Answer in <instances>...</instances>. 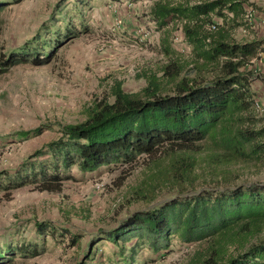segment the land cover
<instances>
[{
    "label": "rangeland",
    "instance_id": "374dc122",
    "mask_svg": "<svg viewBox=\"0 0 264 264\" xmlns=\"http://www.w3.org/2000/svg\"><path fill=\"white\" fill-rule=\"evenodd\" d=\"M155 1L185 5L201 0H0V50L28 54L27 61L0 74V264H191L219 242L226 259L264 244V228L247 237L243 247L226 235L196 242L173 236L169 247L159 251L136 237L124 248L104 239L133 212L178 195L264 183V113L254 103L264 102V74L254 63L264 50L242 68L251 72L252 103L236 123L260 132L242 155L208 160L205 156L216 150L203 141L189 181H175L167 173L169 157L161 154L139 155L131 163H111L91 172L74 164L56 191L40 190L35 182L6 185L29 162L49 158L32 154L59 137V124L84 120L93 100L112 101L113 82L136 92L167 64H194L185 20L169 16L159 25L150 13ZM243 7L229 26L232 38L264 40V1L246 0ZM224 12L232 18V12ZM211 22L228 25L217 15ZM206 28L214 30L210 24ZM34 57L43 61L32 63ZM212 71L209 67L202 74L208 77ZM39 222L47 226L45 232L37 231Z\"/></svg>",
    "mask_w": 264,
    "mask_h": 264
},
{
    "label": "trees",
    "instance_id": "16d2710c",
    "mask_svg": "<svg viewBox=\"0 0 264 264\" xmlns=\"http://www.w3.org/2000/svg\"><path fill=\"white\" fill-rule=\"evenodd\" d=\"M245 2L201 0L175 5L155 1L150 13L159 25L169 16L185 20L183 31L194 51V64L189 68L176 61L167 64L160 76L151 74L147 84L136 92L125 91L119 81L113 82L112 101L93 100L85 108L84 120L59 124V137L47 142L45 150L32 154L36 158L49 154V158L29 162L23 172L16 171L15 177L8 179L7 187L35 182L40 190L56 191L74 164L83 172H91L111 163H131L139 155L156 158L161 154L169 157L167 173L175 181H189L194 154L202 150L203 141L211 142L206 147L216 150L205 156L208 160L228 161L242 155L245 146L260 133L236 123L252 103L251 72L242 68L264 50L263 39L236 42L231 36L229 26L241 15ZM225 9L232 12V18ZM214 15L228 25L214 24V30L207 29ZM27 57L26 53L0 50V74L27 61ZM31 61L39 64L43 60L34 57ZM209 67L213 71L206 77L202 71ZM36 131H21L18 135ZM263 228L264 183H247L204 188L178 195L152 209L133 212L108 230L104 239L121 243L124 248L136 237L159 251L169 247L173 236L183 242H196L226 235L231 241L236 238L243 247L247 237ZM36 229L45 232L47 226L39 222ZM222 247L220 242L211 246L206 256L193 259L191 264H264L263 243L227 259Z\"/></svg>",
    "mask_w": 264,
    "mask_h": 264
},
{
    "label": "built area",
    "instance_id": "2783aa9c",
    "mask_svg": "<svg viewBox=\"0 0 264 264\" xmlns=\"http://www.w3.org/2000/svg\"><path fill=\"white\" fill-rule=\"evenodd\" d=\"M263 1H264V0H263ZM252 11H253V9H252L251 7H249L248 10H247V13H248L249 17L251 16ZM211 28H215V25L212 24V25H211ZM259 71H260L259 74H264V67H262L261 69H259ZM254 103H255L256 108H257L261 113H264V102L259 101L258 99H255V102H254Z\"/></svg>",
    "mask_w": 264,
    "mask_h": 264
},
{
    "label": "crops",
    "instance_id": "0c3cea01",
    "mask_svg": "<svg viewBox=\"0 0 264 264\" xmlns=\"http://www.w3.org/2000/svg\"><path fill=\"white\" fill-rule=\"evenodd\" d=\"M256 65H259L261 67H264V53L263 55H261V57L259 58V60L257 62H254Z\"/></svg>",
    "mask_w": 264,
    "mask_h": 264
}]
</instances>
